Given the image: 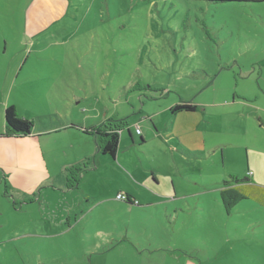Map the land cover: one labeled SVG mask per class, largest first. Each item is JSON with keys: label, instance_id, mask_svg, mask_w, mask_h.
Here are the masks:
<instances>
[{"label": "rangeland", "instance_id": "obj_1", "mask_svg": "<svg viewBox=\"0 0 264 264\" xmlns=\"http://www.w3.org/2000/svg\"><path fill=\"white\" fill-rule=\"evenodd\" d=\"M168 1L174 7L161 13L162 0H91L92 11L81 13L80 27L61 43L38 27L35 38L28 33L44 18L39 10L59 0H0V112L13 106L33 123L31 133L50 103L83 121L116 110L109 92L123 97L126 88L137 96L138 86L156 78L178 89L138 98L134 110L118 106L144 143L123 145L114 166L70 175L52 155L71 141L56 139L55 149L45 137L0 140V264H264V203L243 200L228 214L220 198L231 177L264 186V3ZM157 66L191 67L199 77L184 85L187 78ZM184 90L201 102L199 110L171 118L164 111L183 104ZM145 115L156 133L141 121ZM89 142L82 154L90 152L94 165ZM153 172L170 182L162 195L146 183ZM65 175L74 182L54 186ZM118 231L131 234V246ZM94 242L100 248L90 254Z\"/></svg>", "mask_w": 264, "mask_h": 264}, {"label": "crops", "instance_id": "obj_2", "mask_svg": "<svg viewBox=\"0 0 264 264\" xmlns=\"http://www.w3.org/2000/svg\"><path fill=\"white\" fill-rule=\"evenodd\" d=\"M62 1L63 2L65 1V3H63ZM66 4H67V0H59V3L57 5L54 4V2H53V4L50 3L49 8L45 7L44 9L39 10L40 13L55 12L57 19L53 18L49 21H46L43 17L42 18L39 17L40 20H37V18H36L35 24H31L32 25L31 30H33V31L28 32V33H30L31 35H34V38H35L36 32H37L36 29L38 27V31L45 32V30H46V32L50 33V34H48V38H49L48 41L65 43L66 39H68L71 36V34H74L78 30V28L80 27V23L82 22L81 13H79L77 11L76 12L73 11L70 14V12H69L70 10L68 12H67V10L64 11ZM61 5H62V9L60 7ZM90 7H91V5H90ZM173 7H174V5L171 6V8H173ZM158 8H159L158 12H161L160 6H158ZM57 10L61 13L60 16L57 14ZM29 12H30V10H29ZM150 12H152V11L150 10ZM150 28H151V24L148 27H146V39H145V41H147L146 43H148V44H149V41L151 40V38H153ZM42 30H44V31H42ZM52 32H54L56 34L57 40L53 39V37L51 35ZM4 41L7 45V41L6 40H4ZM94 51H96V50H94ZM66 55L68 56L69 54L67 53ZM19 66H21V65L20 64L18 65L19 71H22L23 69L22 68L20 69ZM149 70H150V72H152V76H155V75L160 73V72L158 73L157 71H161L164 69H162V68L160 69V67L157 66L156 72H154L152 68ZM193 70H195V69H192L191 67H189L188 70L183 71V72H179L177 69H173V68H171V69L168 68L164 71H166V73H169V74H175L176 73L179 75V77L181 76L182 78H187L186 79L187 82L183 81L184 85L185 84L187 85L191 79H194L196 81L199 77V75L194 73ZM92 78H94V75H92ZM93 83H94L95 89H98V86L95 85L96 82L94 80H93ZM189 84H191V83H189ZM138 87H137L138 89L136 88V91L141 93V94L137 95L138 97L134 96V94H132V93H134V90L129 91V90H126V88H125L126 92H125V95L123 97H121V96L118 97V95L113 97L112 96L113 93L109 92L108 98L110 100V103L113 105H116L117 107H115L116 110L111 112V114H108V115L104 114L101 118L99 117L98 114L91 113V114L87 115V117H88L87 120L82 121V119L79 120V116L76 114L75 111H73L71 113L70 118H68V116L62 115L61 111H59V109H55L53 104L50 103L49 112L46 113V112L42 111L41 117L43 120H41V122H40V127H39L38 131L36 130V128H34L35 132L31 133V135L28 137L0 138V140H3V139L4 140L5 139L16 140V141L20 140L21 142L22 141H28V140L29 141L30 140L38 141L40 138L45 137V138H48L52 142L55 149H56V147H55L54 143H55L56 139L60 140V141H63V140L71 141L72 145L70 147L68 145H66L65 149L63 148L61 150L62 154L56 153L55 155H52L54 153L52 151L50 152V154L53 157L54 156L60 157V159L58 158L59 161L61 160L60 167L67 174H68L69 169H72L74 171L77 168L79 172H82V171L88 172L90 170H95V169H97V165L103 164V163L110 164V165L114 166V164L116 163V158L118 156V153L120 152V148H122L123 145L128 147V149L130 148V149L135 150L137 147H140V145H142L144 143L142 133H140L141 139L138 142L135 141L130 128L128 127V125L125 124V121L127 122V119H129L130 116H128L127 114L123 115L122 110L119 109L120 107H118V106L124 105V106H128V108H131L132 110H134L135 104L138 103V100H139L138 98H142V97L146 96V98L153 100L155 98L164 97L165 93H170L169 91H171V92H174V91L177 92L178 91V89H176L174 84H172V83L167 84V85L161 84L157 80V78L155 80H152V82L149 83V86H146V85L141 86L140 85ZM188 87H191V86H188ZM195 87L193 88L194 92H195ZM200 91H202V89ZM183 92H185L187 95L184 98V99H186L185 100L186 102L184 101L182 103L183 104L186 103V105L196 106V110L193 112H184V113L180 112V113L186 114V115H191V114L197 113L199 110V107H200L199 104L201 102H194L192 100V96H190L191 95L190 93H192V91L186 92V90H184ZM74 95H75V97H74L75 101L76 100L77 101L82 100L80 95L78 97H77L76 93ZM225 104H227L226 101H225ZM177 105H180V104H176V105L172 106L171 108L164 111V113H167V115H169L171 118L180 114V113L173 114L171 112L172 108L177 106ZM6 107H8V106H3L1 108V112H0V114H1V128L3 129V131H0V134L5 133L4 111H5ZM84 115H85V113H83V117H85ZM151 120H152L151 116H148V115H145V117L141 119V121H143V122H147V123L149 122V124L152 127V131L156 133V129H155L156 126L151 122ZM117 121L118 122L124 121V123L123 122L118 123ZM108 123L122 125V130L120 131L119 148H118V152H117V156H116L115 160L111 159L108 156L103 155L99 150L96 136L93 134H88L86 132V130L89 131L94 127H98V126H101L103 124H108ZM259 124H260V127H263L262 122L259 121ZM138 130H139V132H141L139 127L136 126V131H138ZM137 134L139 135V133H137ZM89 141L95 142V145H96V148H95L96 155L92 159L94 165H91V161H90L91 153L90 152L86 153L85 155L82 154V153H85L84 152L85 148L91 149L92 145H91V142H89ZM173 144L179 145L178 142H174ZM70 149H71V152H73V159L72 160H69L67 158V156L70 157V154H69ZM216 151H214V152L216 153ZM221 151H223V150H221ZM63 157H64V161H63ZM86 162L88 163V166H90L89 169H87V167L82 168L84 163H85L84 166H86ZM55 176L57 177V174H55ZM65 177H66V179L65 180L63 179L60 184L56 182V185H54V184L53 185L56 187L59 186L61 188L63 186L68 187L69 186V175H68V177L65 175ZM47 183L49 185H52V182H47ZM146 183L148 185V188L151 191H153V193H156L158 195L159 194L162 195V186L170 184V182H168L167 179H164L162 176L156 175L155 172H153L150 180H148V182H146ZM171 186H172V190L169 189V191L167 192V196H172L174 194L173 185H171ZM119 194L120 193H118L117 195H119ZM36 231H38V230H36ZM116 234L117 235H115V236L118 239H121V240L123 239V241H121L123 244H125L126 246H128V245L131 246V242L129 241V239L127 237V235H131V234L128 233V231L126 232V234H123L122 231H118V233H116ZM35 235H37V234L29 233V235H27V236H35ZM99 235H100L101 239L105 240V235L103 233H99ZM23 236H26V235H23ZM102 236H104V237L102 238ZM26 238H28V237H26ZM28 239L31 240V238H28ZM99 248H100V243L94 242L91 245V249L87 250V252L90 254H93V253L96 254V253H98L97 249H99ZM97 262H98L97 264H103L102 263L103 261H101L100 259H97Z\"/></svg>", "mask_w": 264, "mask_h": 264}, {"label": "trees", "instance_id": "obj_3", "mask_svg": "<svg viewBox=\"0 0 264 264\" xmlns=\"http://www.w3.org/2000/svg\"><path fill=\"white\" fill-rule=\"evenodd\" d=\"M67 12L70 14L73 11L79 13L85 12L86 10L92 11L93 5L91 0H68ZM194 2H205L207 4H226V3H245V4H261L264 0H191ZM71 3V4H70ZM161 13L162 10L170 9L172 1L162 0L160 3ZM91 5V7H90ZM83 10H82V8ZM40 13V12H39ZM42 14V13H41ZM46 21L51 19H57L55 12H49L42 14ZM196 110V106L193 105H177L172 108L171 112L177 114L180 112H193ZM5 119V133L0 134V138H22L31 135L33 129V123L26 118L20 117L16 109L13 106L6 107L4 111ZM122 125L120 124H103L98 127H94L91 130H86L88 134L96 136L98 147L100 152L110 157L111 159L116 158L119 142H120V131ZM78 171V169H75ZM69 174H73V170L70 169ZM74 182L73 179L69 178V184ZM224 188L220 192V198L222 206L226 213H231L232 210L243 200L255 199L260 203H264V187L251 182L248 178L239 180L231 177L229 181L224 182Z\"/></svg>", "mask_w": 264, "mask_h": 264}, {"label": "built area", "instance_id": "obj_4", "mask_svg": "<svg viewBox=\"0 0 264 264\" xmlns=\"http://www.w3.org/2000/svg\"><path fill=\"white\" fill-rule=\"evenodd\" d=\"M117 197H118L119 199H123V198H124V196H123L122 194H119Z\"/></svg>", "mask_w": 264, "mask_h": 264}]
</instances>
